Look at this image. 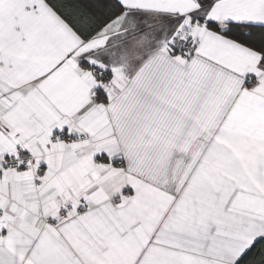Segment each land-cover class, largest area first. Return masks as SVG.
<instances>
[{"label":"snow or ice","instance_id":"6c2138e0","mask_svg":"<svg viewBox=\"0 0 264 264\" xmlns=\"http://www.w3.org/2000/svg\"><path fill=\"white\" fill-rule=\"evenodd\" d=\"M0 264H264V0H0Z\"/></svg>","mask_w":264,"mask_h":264}]
</instances>
